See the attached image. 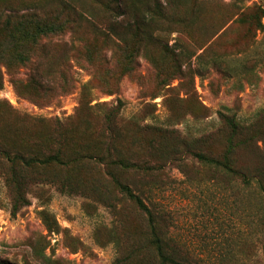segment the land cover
<instances>
[{"label":"rangeland","instance_id":"obj_1","mask_svg":"<svg viewBox=\"0 0 264 264\" xmlns=\"http://www.w3.org/2000/svg\"><path fill=\"white\" fill-rule=\"evenodd\" d=\"M55 1L0 0V264H159L145 214L108 172L151 209L178 260L264 264V0H159L165 10L155 16L152 0H128L134 11L112 24L129 30L117 32L91 28L100 10L91 0H69L81 21L33 38L31 6ZM135 19L148 30L139 41ZM165 49L178 56L172 72ZM58 148L72 162L63 171L15 158ZM107 148L153 171L106 167ZM228 148L248 184L192 155L221 160ZM2 151L14 157L24 199L6 185ZM54 176L69 178L74 193L45 181Z\"/></svg>","mask_w":264,"mask_h":264},{"label":"trees","instance_id":"obj_2","mask_svg":"<svg viewBox=\"0 0 264 264\" xmlns=\"http://www.w3.org/2000/svg\"><path fill=\"white\" fill-rule=\"evenodd\" d=\"M168 1H166L167 3ZM55 3V6L53 4ZM52 5H49V3H44L41 5L34 4L31 6V10L33 11L31 19L33 21V27L35 32L33 33V38L36 37H48L52 35H59L63 34L67 30H72L76 24H78L82 17L77 11L75 10L74 5L69 2V0H56L53 2ZM91 6L93 8H99L96 13L92 12V17L94 18V22L87 21L91 28L98 31L99 25H104L108 29H113L116 31L115 26L118 28L120 27L122 30L126 27H122L120 22H116L112 24V18L116 17H123L129 14L130 11H134L133 4H129L128 0H91L90 2ZM159 0H152L151 4L146 5L147 13H149L151 16H155L157 14H160L161 11L165 10V7L161 5ZM39 14H42L43 17L39 18ZM98 14H101L104 17V20L102 22L98 21ZM137 17V16H136ZM99 24V25H98ZM141 22L138 19H135V24H133L132 30V37L135 38L137 41L140 40V37L145 34V32H148L147 29L141 28L140 26ZM126 30H129L128 27H126ZM23 36L28 37L30 34H28L25 30H22ZM117 32V31H116ZM118 33H125V32H118ZM164 53L167 57L170 58V61L172 62L171 65V71L175 67L178 56L174 54V52L165 49ZM130 61H128V64L125 66V69H129ZM175 73L177 75H183L180 74V70H175ZM120 105V102H119ZM118 112V107H113L112 109H109L104 117V124L108 127V131H111V129L116 127L115 124V118L116 114ZM224 118L227 120L228 117ZM230 125L232 126L233 132H237L236 125L229 121ZM234 125V126H233ZM58 138H60V134H58ZM59 140L57 139V142ZM232 153L231 148H228L225 154H223L222 159H217L214 157H210L207 155H204L200 152H193L192 155L194 158H196L200 163L207 164L213 167H217L222 169L227 174L238 176L241 178L242 182L244 184H248V180L245 176L244 172H241L240 170H237L233 168L230 165V159L229 156ZM1 154L4 156V160L10 165V171L7 174V177L5 179L6 185L8 188H10L12 195H14V187L20 191L21 190V199H24L22 196V190L24 189V183H20L15 180L14 178V157L9 158L8 154L5 152H1ZM64 154L61 153V149L58 148L56 152H53L52 154H49L44 157H29L27 159L23 158L22 156H15V158L23 165L26 166L29 169H44L48 167H54L60 171H63L64 169H67L72 162L63 160L62 156ZM100 159L101 157L98 156ZM89 158H93L89 157ZM90 160V159H87ZM104 166L110 167L115 166L117 169H120L122 171H135L140 174H147L149 172L153 171L152 166H150L147 162L141 161V160H125V159H115L111 156L109 148L105 151V158H103L101 161ZM76 163V162H74ZM1 167V165H0ZM108 176L110 177L111 181L116 185L118 190L124 194L131 202H133L136 207L145 214L147 219V226H148V235H149V241L148 246L153 249L155 252V257L158 260L159 264H185L183 261L178 260L175 258L170 251H174L173 246H170V244L163 240V238L160 236V234L157 232V228L155 225V218L154 214L151 211V209L143 202L142 198L136 194L129 185L122 183L112 172H108ZM61 178V177H60ZM56 176L54 177H48L45 179V181L53 184L56 189L60 193L64 194H73L74 189L71 188L72 182L69 178H63L60 179ZM24 201V200H23ZM12 208L11 213L14 215L17 208L14 206V198L12 202ZM15 208V209H14ZM46 224L50 227L53 224V221L50 219V217L46 216L44 218ZM37 258L42 259V262H45L46 258L42 255V253H37ZM119 264L121 262L119 261Z\"/></svg>","mask_w":264,"mask_h":264}]
</instances>
